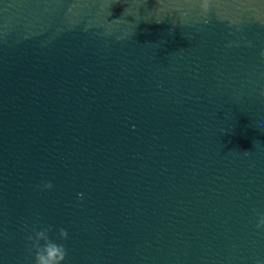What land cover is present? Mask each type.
Instances as JSON below:
<instances>
[{
  "label": "water",
  "instance_id": "1",
  "mask_svg": "<svg viewBox=\"0 0 264 264\" xmlns=\"http://www.w3.org/2000/svg\"><path fill=\"white\" fill-rule=\"evenodd\" d=\"M202 39L264 41V0H214L207 22L190 0H0V71L112 46Z\"/></svg>",
  "mask_w": 264,
  "mask_h": 264
},
{
  "label": "clouds",
  "instance_id": "2",
  "mask_svg": "<svg viewBox=\"0 0 264 264\" xmlns=\"http://www.w3.org/2000/svg\"><path fill=\"white\" fill-rule=\"evenodd\" d=\"M190 2H193L196 6H198L200 17L204 18L205 22H207V18L214 7V0H190ZM177 11L183 17H187L190 14V9L185 10L183 8H178ZM232 46L233 45L231 43L227 45V47ZM260 55L264 58V51H261ZM261 96H264V91H261ZM40 187H43L45 190H51L53 185L51 182H46L42 186L37 185V188ZM77 196L78 198H82L83 194L78 193ZM256 228L257 230H264V213L259 214ZM51 230V226H49L48 228L35 232L34 236L30 235L28 237V240L32 242L29 252L31 253L33 250L35 252L34 264H63L65 261L68 254L67 249L64 244L56 243L49 237V232ZM58 237L60 240H66L68 238L67 230L60 228L58 231ZM41 241H43L42 245L40 243Z\"/></svg>",
  "mask_w": 264,
  "mask_h": 264
}]
</instances>
